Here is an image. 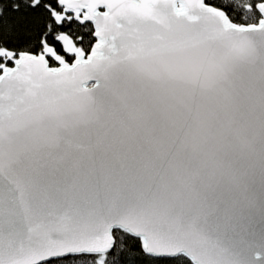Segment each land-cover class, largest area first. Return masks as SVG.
<instances>
[{"label": "snow or ice", "instance_id": "6c2138e0", "mask_svg": "<svg viewBox=\"0 0 264 264\" xmlns=\"http://www.w3.org/2000/svg\"><path fill=\"white\" fill-rule=\"evenodd\" d=\"M0 264H264V0H0Z\"/></svg>", "mask_w": 264, "mask_h": 264}]
</instances>
